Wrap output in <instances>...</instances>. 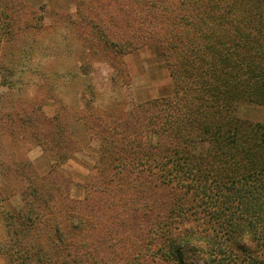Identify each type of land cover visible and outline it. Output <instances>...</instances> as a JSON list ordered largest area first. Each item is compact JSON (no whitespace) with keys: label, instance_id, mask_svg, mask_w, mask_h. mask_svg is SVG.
Returning a JSON list of instances; mask_svg holds the SVG:
<instances>
[{"label":"trees","instance_id":"obj_1","mask_svg":"<svg viewBox=\"0 0 264 264\" xmlns=\"http://www.w3.org/2000/svg\"><path fill=\"white\" fill-rule=\"evenodd\" d=\"M191 1L179 5L188 8ZM206 4L208 12L199 18L211 33L199 32L186 43L166 31L144 35L164 36L168 54L185 63H169L173 95L146 104L142 120L121 118L110 136L101 137L117 146L100 156L113 175L102 173L106 176L98 193L89 186L83 199H71L56 194L51 184L31 183L26 215L19 219V213H9L7 240L0 242L8 264H264V124L243 122L239 116L243 104L264 106V2ZM102 10V16L110 14L107 7ZM165 12V27L192 22L182 11L179 19L164 20ZM6 21L11 28L9 17ZM113 46L112 53H126L99 37L95 53ZM46 48L39 43V51ZM60 101L65 110L67 104ZM132 110L140 111L128 113ZM141 126L160 138L155 146L143 148L142 140L134 141L141 148L131 146ZM109 154L114 155L110 161L105 158ZM17 165L14 153L0 150L6 181ZM67 202L81 217L90 215V224L71 215L76 223L69 225L66 216H57L49 228L42 224L43 214L32 217L37 203L44 209L63 208ZM97 221L104 228L98 229Z\"/></svg>","mask_w":264,"mask_h":264},{"label":"rangeland","instance_id":"obj_2","mask_svg":"<svg viewBox=\"0 0 264 264\" xmlns=\"http://www.w3.org/2000/svg\"><path fill=\"white\" fill-rule=\"evenodd\" d=\"M206 1L192 0L186 8L185 3L179 5L181 0H0V150L14 153L20 161L19 168L9 172L8 181L0 173V242L7 240L9 213H19V219L26 215L29 207L25 196L34 180L41 187L51 184L56 194H68L71 199H83L89 186L98 193L103 176L113 175V169L106 172L109 164L100 161V156L117 146L104 143L101 137L110 136L121 118L142 120L141 109L146 104L173 95L169 63H185L168 54L164 36L148 39L144 35L166 31L182 41V37H196L199 32L211 33L203 30L199 18L208 12ZM16 5L20 6L17 20ZM105 7L110 13L107 17L102 16ZM164 11V20L179 19L182 11L192 22L184 27H165L168 22L161 23ZM6 17L12 22L9 29ZM210 22L214 31V19ZM98 37L123 47L126 53H112L113 46L102 55L96 54ZM39 43L47 46L42 52ZM177 54L180 59L181 53ZM61 99L67 104L65 110ZM132 108L140 111L128 113ZM239 116L243 122L264 124V106L243 104ZM142 129L137 127L139 136L130 140L134 149L141 148L140 142L134 143L137 140H142L143 148L160 141ZM112 156L105 158L110 161ZM63 205L43 209L37 203L40 208H31L32 217L43 214L41 221L46 227L57 216H66L69 225L76 223L71 215L90 224V215H85L88 219L78 215L71 202ZM52 210L54 214L49 215ZM46 233L52 234V230L47 228ZM0 264H8L3 253Z\"/></svg>","mask_w":264,"mask_h":264}]
</instances>
